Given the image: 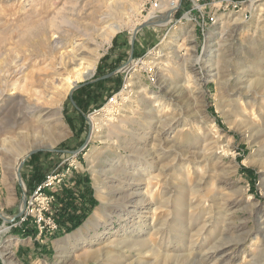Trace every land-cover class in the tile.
Returning a JSON list of instances; mask_svg holds the SVG:
<instances>
[{
  "label": "rangeland",
  "instance_id": "obj_1",
  "mask_svg": "<svg viewBox=\"0 0 264 264\" xmlns=\"http://www.w3.org/2000/svg\"><path fill=\"white\" fill-rule=\"evenodd\" d=\"M168 7H175L173 21L140 30L133 43L134 31ZM109 27L119 29L106 43ZM93 53H99V60L92 75L79 79L80 69L88 67ZM150 61L156 62L155 67ZM130 62L138 63L133 73L125 72ZM129 78L133 86L128 90ZM250 82L264 103V0H0V231L6 230L2 249L12 245V258L6 261L0 253V264H110L106 254L81 258L82 252L90 246L98 248L99 235L108 239L116 232L123 233L126 223L119 218L126 200L107 187L123 188L119 170L127 161V169L141 177L152 144L160 153V164L169 167L164 186L174 195L170 206L175 209L157 219L158 224L166 223L165 247L170 246L174 256L188 254L189 244L185 248L180 242L186 234L181 207L193 198L192 189L207 172L212 178L196 188L202 194H217L218 199L226 194L233 201L242 199L246 191V197L231 217L236 222L231 232L214 209L213 223L200 233L209 210L203 206L194 210L199 220L191 230L192 237L187 238L195 243L189 259L205 264L201 256L207 249L219 241H232L231 250L223 253L224 262L216 264H242L245 251L246 260H250L253 253L264 249V231L253 233L246 244L235 240L256 229L257 220H264V137L258 144H250L239 118L229 112L233 101L242 95V108L250 113L245 107L253 97L245 94ZM114 96H118L117 104L109 105ZM154 96L160 97L158 102L153 101ZM152 103L155 108L164 104L158 118L162 124L173 122L175 126L166 142L151 141L152 146L145 151H133L130 142L142 132L141 124L149 125L145 119ZM93 116L100 122L113 118L111 123L121 127L113 134L106 126L99 127L91 136ZM251 118L264 129L263 119ZM209 132L221 137V159L214 158L208 166L199 159L195 173L191 153L199 150ZM25 142L33 146L31 150L48 149L24 162L21 184L15 156ZM224 148L232 154L223 155ZM74 154L78 155L76 166L71 167L67 159ZM174 156L178 167L171 170ZM67 169L68 178L54 193L55 215L66 182L81 170L97 201L88 218L62 237L55 238L60 229L47 235L51 240H43L41 247H35L31 240H17L20 226L15 224L22 205L49 174ZM244 169L252 170L255 176L251 179ZM156 198L162 199L159 195ZM24 243L33 252L22 257L18 248ZM107 249L105 253L112 251ZM187 262L182 260L181 264Z\"/></svg>",
  "mask_w": 264,
  "mask_h": 264
},
{
  "label": "bare ground",
  "instance_id": "obj_2",
  "mask_svg": "<svg viewBox=\"0 0 264 264\" xmlns=\"http://www.w3.org/2000/svg\"><path fill=\"white\" fill-rule=\"evenodd\" d=\"M164 10H165L164 12H161V13L157 12L154 15H151L147 19V21L156 22L158 24V26H164V25L170 24L174 18L175 7H172V8L168 7ZM118 29H119V27H111L110 28L109 33L106 34V36H108L106 43H110L111 38L114 36V34L117 32ZM82 45L83 44H81V46ZM98 54L94 55V53H93L92 54L93 56L91 55L92 56L91 59L88 60V62H89L88 67L86 66L87 68L83 69V70L80 69V76L78 77L79 79L80 78H89L92 75L93 70L95 69L96 64L99 60ZM62 60L63 61L61 63L63 64L65 62V55L62 56ZM130 63L131 64H129L127 66L125 72L131 73L135 69L136 65L138 64L135 62L134 63L130 62ZM154 63L156 64V62H151V61L149 62L150 65L155 67ZM131 79H132V77H131ZM131 86H133V85L131 84V80L129 78V83L127 85V89L130 88ZM253 86H254V83L250 82L249 86L245 90V94L253 96L252 100L247 101L245 104L246 109H249L250 113H248V110H243V108H242V106H243V103H241L243 101L242 95H240V97L238 99H236V100L234 99L235 101L232 100L233 101V107H231L229 112L231 113L232 117L239 118L240 129L243 131L247 141L250 142V144H255V143L258 144V140L261 137H264V129L262 128V126L259 124V122L257 120H254V119L252 120L251 117L253 115V116L257 117L258 119L264 120V103L260 102V100L258 99L260 92L254 91ZM128 92H130V91H128ZM143 93H145V92H143ZM137 97H139V96H137ZM159 99H160V97L158 98L157 96H154L153 101L158 102ZM135 100H137V99H135ZM138 102H139V100H138ZM161 103H163V102H161ZM136 104H139V103H136ZM147 104H148V102H147ZM154 104L153 103L149 104V107H148L149 113L145 119V121H147L149 123V125L146 126L145 124H141V126L143 127L142 132L140 134H138L135 141L130 142V146H129V148H131V150H133V151H139V150L145 151L147 149V147H150L153 145V147L150 148V151L147 150L149 157H147L145 171L143 170L144 173L142 174L141 177H139V175L132 173V171L130 172L127 169V166L129 165V164H127V162H128L127 161V162H125L126 164L122 163L124 165V167L121 170H119L121 173L120 175L123 176V177L120 176L122 178V183H124L122 186L123 188L119 187L120 189H118V188H116V185L111 186V187H107V188H109V190H111L112 193L116 194L115 196H119V199H125L126 200V202H125L126 207L124 206L125 207L124 211L120 215V218H119V221L124 220V222L126 223L125 225H123V233L119 234V232H116L112 237H108V239L104 238L103 235H99L98 241H100V243L98 244V248L94 249L90 246L91 248L89 247V248L84 249L82 252L81 258H85V257L88 258V256H90V255H92V256L96 255V256L100 257L101 254H103L104 257L107 255V258H108L110 264H181L182 260H186V261L190 262L189 264H194L191 262V259H189V258L192 257L190 253H191L192 249L194 248L193 246L195 243L193 242L194 240H191V239L187 240V238L192 237L193 233L191 234V230H192V228L195 227V223H198V220H199L196 218V216H198V215L193 213V212H194V210H196L197 208H201L202 206L209 211L207 212V217L204 220V225H202L198 230V231H200V233H202L205 229L207 230L208 224L213 223L211 221V218H213L214 209H217V211H216L217 214L222 216L221 219L223 218V222H225V224L223 226L227 230H229L230 232L234 230L231 226L234 225V223H236V222H234L231 217H234L232 215H235L237 212L235 208L239 204H241V201H243V199H245L246 191H244V193L242 194V195H244V197L242 196V199L238 198V199H235L233 201L229 200V198H227L226 194H220V196H221L220 199L217 198V194H214L212 196L204 195V193L203 194L201 193L202 192L201 190L196 189V188L200 187L202 184L206 183V181H207L206 179L212 178V176H210V175L207 176L205 174L207 172H205L203 174L204 176H202V178L200 177V179H199L200 182L198 184H196V187H194L192 189L193 198H190L189 201L186 204H183L182 205L183 207H181L183 209V211L181 212L180 215L182 217L183 222H185L183 229L184 228L186 229V231H185L186 234L184 233V235L181 237L182 239L180 242L182 243L181 247H185V248L187 247L186 244H189L190 250H189L188 254L185 256H181V254L179 256H177V255L174 256L172 254V253H174V251L172 249H170V246L165 247V244H164L165 238L163 236V229L166 227L165 226L166 223L158 224L157 219L159 218L158 217L159 215H161V214L166 215L165 213H167L170 210L172 211L175 209V207L173 205L170 206L171 200L173 199L174 195L170 194L168 189L164 186V185H166V181L164 179L166 177H168L167 171H168L169 167L162 166L160 164V162H161V159H159L160 153H159V151H157L155 149L156 146L154 144L151 145V141L153 143L157 142V144H160L162 141L166 142L168 137L170 136L169 134L171 133L175 124L173 122H168V121H165L168 123L163 122V124H162V121H161V119L158 118V115L163 110L164 104H162L158 108H155ZM130 110H132V108ZM145 110H147V109L145 108ZM135 115L136 114H133V116H135ZM124 119H122V120H124ZM142 119H144V118H142ZM113 120H115V119L110 118L107 120V122H100L94 116L91 117L92 126H93L91 136H93L95 134L96 130H98L99 127L102 128L105 126L110 133L113 134L114 132H116L117 129H119L121 126H117V125L114 126L111 123V122H113ZM134 120H137V119H134ZM139 120H141V119H139ZM120 125H121V123H120ZM198 128L201 129V126H198ZM132 129H133V127H132ZM110 133H108V134H110ZM49 137H50V140L53 139L51 136H49ZM220 138H217L216 135L212 134V132L205 134L204 139H203L204 143L200 147H198L199 150H196V152L194 151L193 153H191L194 156V159H191V161L190 160L189 161H190V164L193 166V170L195 173L198 171L197 165H198L199 159H202V162L205 161L207 166H208V164L212 163V160L214 158L221 159V157H219V155H218L219 154L218 151L221 148L220 144H219ZM119 139H121V138H119ZM259 143H261V142H259ZM23 145L24 146H18L19 153H17L15 156V163H16L15 171L17 170V167H18L20 161L24 158V156L26 154H28L31 151L30 148L33 147V146H30V144L28 142H25ZM126 146H128V145H126ZM172 147H173V145H172ZM126 148H128V147H126ZM140 153H141V151H140ZM230 153L231 152L228 148L223 149V155H227ZM133 158H135V157H133ZM174 158H175V156H174ZM174 158H172L173 163L176 161V158L175 159ZM163 165H165V164H163ZM177 167L178 166H175V163H174L170 167V169L174 170ZM178 171H180V170H178ZM208 174H210V173L208 172ZM119 185H122V184L119 183ZM107 188H102V189L107 190ZM144 188H145V191H143ZM186 191H189V190H186ZM241 192L242 191H240V193ZM200 193L202 196L200 197V199H198V196ZM168 194H170V196L167 197ZM181 194H182V192H181ZM190 194H191V192H190ZM157 195H159L162 199L158 200L156 198ZM219 201H221V202L217 203ZM181 202H182V200H181ZM129 205H132L131 206V207H133L132 210H130ZM174 205H175V203H174ZM196 212H198V211H196ZM216 212H215V214H216ZM96 215L99 218H101L99 214H96ZM160 218H161V216H160ZM104 226L106 227L107 225L104 224ZM256 227H257L256 229H250L246 233L242 234L243 237L235 240V242L238 241V243H240V244L241 243L246 244V243H248V241H249V239L253 233H255V232L262 233L264 231V220L263 219L257 220ZM131 228H133V229L129 230ZM187 231H189V232H187ZM4 233H6V230L0 231V253L2 254V256L7 261L8 259L10 260V258H12V252L9 250L12 245H8L7 249H5V250L2 249V241H1L2 239L1 238H2V234H4ZM198 234H199V232H198ZM262 236L264 237V233H262ZM226 239H227V237H226ZM220 240H222V238ZM231 242L232 241L222 244L219 241L218 244L215 243L214 246H211L209 249H207V251L204 254H202V256H201L203 261H205V264L223 263L225 260L223 253H225V251L230 249L229 246L232 245ZM255 246H258V245L256 244ZM107 248H111L112 251L109 250L108 253L107 252L105 253L104 251ZM222 248H223V250H222V254H221V253H219V251ZM89 252H91V253H89ZM129 253H132L133 257L130 258V255H128ZM246 253H247V251H245L244 260H243L242 264H264V249L263 248L257 254L253 253L251 255L252 257L250 260H246V257H247ZM206 261H207V263H206Z\"/></svg>",
  "mask_w": 264,
  "mask_h": 264
},
{
  "label": "built area",
  "instance_id": "obj_3",
  "mask_svg": "<svg viewBox=\"0 0 264 264\" xmlns=\"http://www.w3.org/2000/svg\"><path fill=\"white\" fill-rule=\"evenodd\" d=\"M118 96H114L110 104L116 105ZM116 103V104H115ZM78 155H70L67 159L69 166H76ZM70 169L59 173H51L46 177L43 184H40L34 193L26 200L20 209V216L16 226L31 225L37 230L39 236L52 235L59 230V224L54 212L58 185L68 178Z\"/></svg>",
  "mask_w": 264,
  "mask_h": 264
},
{
  "label": "crops",
  "instance_id": "obj_4",
  "mask_svg": "<svg viewBox=\"0 0 264 264\" xmlns=\"http://www.w3.org/2000/svg\"><path fill=\"white\" fill-rule=\"evenodd\" d=\"M80 171L81 170L76 171L73 174V178H71L70 180H68L66 182L67 188H65L66 191L71 189V191H69V192L72 193V196L74 197V199L71 200L70 202L74 206V208L72 206L67 207L65 205L64 201H66V198L64 199V195H66V191L62 196H60L59 202L56 204V210L55 211H56V217H57L56 219L58 220V223H59V229H62L64 226V223L62 221L63 220L62 217L64 216V214H66V215H69L72 213L79 214L80 212L85 210V208L90 206L91 201L95 197L94 193L92 195L90 185L87 183L86 174H84L83 172H80ZM25 227L28 229L27 234H25L23 232V230H20L21 229V227H20L16 232L17 237H15V238H17V240L22 241V242H27L28 240H31L34 242L35 247H36V245H38V247H41L42 244H40V243L43 240L44 241L51 240V237H49L47 235L40 237L37 234V230L35 229V227H33L31 225H25ZM18 249H19L18 254H20V256H22V257H24V254H30L33 252L31 247L25 245V243L22 244L21 246H19Z\"/></svg>",
  "mask_w": 264,
  "mask_h": 264
},
{
  "label": "trees",
  "instance_id": "obj_5",
  "mask_svg": "<svg viewBox=\"0 0 264 264\" xmlns=\"http://www.w3.org/2000/svg\"><path fill=\"white\" fill-rule=\"evenodd\" d=\"M75 101L78 103L79 100L74 97ZM35 155L32 156V158H34ZM244 172H247L249 175H250V178L252 179L255 175L254 173L252 172V170L250 169H244ZM66 198V201L65 202V205L67 207H73L74 206L71 204V200L74 199V197L72 196V193L70 192H66V195H64V199ZM97 205V201L96 200H92L91 203H90V206L85 208V210H83L82 212H80L79 214L77 213H72V214H69V215H66L64 214V216L62 217L63 218V223H64V226L62 229H60L56 235H55V238H58V237H62L68 233H71L73 232L74 230H76L77 228H79L82 223L88 218V216L90 215V213L92 212L93 208ZM65 208V207H64ZM20 230H23V232L25 234H27L28 232V229L25 227V225L21 226V229ZM34 234V233H33Z\"/></svg>",
  "mask_w": 264,
  "mask_h": 264
},
{
  "label": "water",
  "instance_id": "obj_6",
  "mask_svg": "<svg viewBox=\"0 0 264 264\" xmlns=\"http://www.w3.org/2000/svg\"><path fill=\"white\" fill-rule=\"evenodd\" d=\"M156 25H158L156 22H153V21H146V22H144L140 27H138L135 31H134V35H133V43H134V40H135V38H136V35H137V33L140 31V30H142V29H144V28H147V27H152V26H156ZM79 87H81V85H79V86H76L75 87V89L76 88H79ZM48 148H36V149H32L28 154H26L25 156H24V158L20 161V163H19V165H18V167H17V177H18V179H19V182L22 184L23 183V181H22V176H21V172H20V168L22 167V165L24 164V162L29 158V157H31L32 155H34V154H36V153H38V152H41V151H45V150H47ZM24 199H26V198H24ZM24 202H25V200H24ZM10 222V221H9Z\"/></svg>",
  "mask_w": 264,
  "mask_h": 264
}]
</instances>
